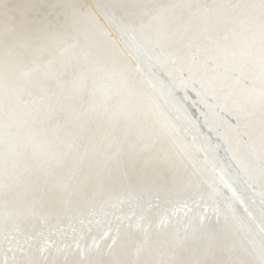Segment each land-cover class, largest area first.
<instances>
[{
	"label": "bare ground",
	"instance_id": "bare-ground-1",
	"mask_svg": "<svg viewBox=\"0 0 264 264\" xmlns=\"http://www.w3.org/2000/svg\"><path fill=\"white\" fill-rule=\"evenodd\" d=\"M103 1L117 13L118 24L108 21L100 0H0V126L16 125L13 128L18 131L12 133L16 139L28 131L37 137L28 142L35 149L30 155L23 150L25 144L22 151L18 149L15 166L20 167V172L8 166L1 173L0 188L13 187L4 191L8 197H0V212L5 216L16 208L25 218L34 207L39 219L48 216L59 223L68 214L84 215L111 203L132 200L138 205L133 208L132 217L118 213L116 218L104 222L94 218L90 223L93 226L85 223L78 234L68 231L61 240L54 236L55 244L49 251H45L46 241L51 240L23 243V249L0 255V264H7L8 258L10 264H261L245 246L242 254L239 248L236 253H222L205 242L196 246L197 238H192L196 224L208 225L207 218L216 205L208 199L207 191L202 193L200 180L206 185L208 174L229 191L234 203L243 208L245 218L253 213L236 191L235 186L241 188V184L235 175L226 174L221 157H213L197 123L183 117L187 114L183 107L181 112L177 110L175 99H164L147 63L121 35L123 28L147 27L139 31L141 34L136 31L138 36L155 43L174 63L178 59L182 73L202 86L227 112L226 107L233 110L235 102L241 105L238 109L242 114L245 110L240 102L246 101L247 108L257 105L263 113L249 122L242 118L240 121L248 137L253 130L264 128V83L259 87L254 84L251 91L222 74L217 76L210 67L195 65L193 52L201 50L206 59L221 65L231 51L252 50L257 55L252 62L254 69L245 72L255 75L262 71L264 0H230L228 4L218 0L204 11L209 15L224 7L235 10L236 3L243 7L234 14L249 11L251 32L230 40L244 22L241 13L226 26L227 23L217 25L209 20L201 22L203 10L194 17L190 13L192 3L186 6L179 0ZM181 7L183 11L176 13ZM164 13H172V19L162 27ZM157 60L162 62L163 58L158 56ZM239 63L240 60L233 66L238 68ZM165 71L174 78L178 75L173 64H167ZM245 72L242 71L247 75ZM261 75L264 77L263 72ZM256 78L260 81V77ZM139 80L145 86L144 96L136 92L142 88ZM175 84L183 91L193 87L182 75ZM212 84L216 96L210 91ZM231 90L238 92L240 99H229ZM199 100L202 105L206 103L203 98ZM45 107L55 117L41 116L48 110ZM195 107L198 114L208 116ZM208 107L213 131L222 126V137L227 135L231 145L237 143L233 151L236 158L240 157L238 146L246 150L241 133L232 129L215 108ZM44 145L50 149L38 150ZM5 146L8 145L3 146L4 150ZM258 157L253 158L251 168L264 178V170L258 164L262 159ZM88 164H95L89 170L94 176L85 178L80 171ZM107 166L106 171L113 172L111 176L105 174ZM18 173L36 176V192H29L23 181L27 175L15 176ZM14 179L23 181L21 188L15 182L7 183ZM58 184L67 185V190L53 191ZM260 185L263 189L264 179ZM256 221L254 218L258 225ZM11 222L16 224L15 220ZM23 227L25 233L27 228ZM6 230V225L0 224V232ZM173 233L180 234L173 238ZM170 236L178 241L174 244L177 249L168 254L165 262L157 263L159 250L149 252L147 245L164 242Z\"/></svg>",
	"mask_w": 264,
	"mask_h": 264
},
{
	"label": "water",
	"instance_id": "water-1",
	"mask_svg": "<svg viewBox=\"0 0 264 264\" xmlns=\"http://www.w3.org/2000/svg\"><path fill=\"white\" fill-rule=\"evenodd\" d=\"M100 1L103 4V9L105 10L108 21L114 24H118L119 17L117 13L114 10H110L109 8L110 6L107 3H105V1L103 0H100ZM180 1L181 3L184 2L186 6L189 5V3H192L190 7L193 8V10H191L190 13H192V16L194 17L197 16L196 13H199V11L202 12L203 10L202 13L204 15H202V17L203 16L204 17L202 18L201 22H206L209 20L211 21L210 23L213 22V23H216L217 25L222 24V23L224 24L227 23L225 25L228 26V23L235 21L234 17L236 16L238 17V13H241L240 15L242 16V19L244 21L241 25V29L238 32H236L233 36H230L229 40L231 38L233 39V37L234 38L236 37L237 39L239 36L248 35L247 33H250L253 28L251 21L249 19L250 17H248V15H250L249 11H241V12L236 11V14H234L235 10L241 7V6L239 7V4L237 3L235 4L236 6L235 10L232 9L233 7L230 8L229 10H227L224 7L223 9L221 8L220 10H218L217 13L215 14H213V12H209L210 14L207 15L206 12L204 11H206V9L207 11H209L208 9L211 8V5H213L215 2L217 3L218 0H179V2ZM229 1L230 0H225V1L223 0V2H225L226 4H228ZM235 2H238V0H236ZM181 3H179L177 7H180ZM184 6L182 7L184 8ZM182 7L180 9H176L175 10L176 13L178 14L181 13L183 11ZM164 14H165L164 17L161 19V21H163L160 23L161 26L162 24L169 23L170 20L172 19L171 18L172 13L171 14L164 13ZM174 17L175 15L173 16V18ZM226 19H227V22H224ZM263 26H264V20H263ZM165 28L167 27L165 26ZM123 29H124L123 34L121 35L122 39H125L126 41H128L130 45L132 46V48L133 47L135 48V51L142 58V60L147 63L149 69L151 70V76L156 81L157 87L160 93L162 92L161 95H163L164 99L167 101L169 98L175 99L173 102V105H175L177 110H180L181 107L184 108L185 113L187 114L188 117L184 116V114H183V117H185L188 121L189 119H191L195 124L197 123L196 125L199 129V133L205 137L207 141V147L212 151L213 157L215 159H217L218 156L221 157L222 160H224L225 167L223 169L225 170L226 174L235 175V177L237 178V181L242 186V187L240 186L241 188H237V186H235L236 191L240 192L241 196L243 197V202L247 205V208L251 209L253 213V215H250L249 219L245 218L244 215H242L244 214L243 208H241V206H238L237 204L234 203L229 191L224 190L222 187H220L213 178H210V176H208L209 175L208 174L207 177H205V180L207 181L206 185L203 183L204 182L203 180H200V183H201L200 185L202 188V193L204 191L208 192L207 194L209 196L208 199L210 200L211 203L216 204L215 205L216 208L215 207L213 208V211L211 212V217L207 218L211 222L212 224L211 226H209V223H210L209 221L207 222L208 225L207 224L203 225V222L196 224V226L198 227L196 228L195 232H193L192 238H195L194 240H196L197 238L198 240V234L200 232L201 234L199 235V240L198 241L196 240L197 242L196 244L198 245L196 244L195 245L198 247L202 245L203 242H205L208 245H211L212 247L211 249H213L214 247H217V249L222 250L221 251L222 253H229V254L236 253V251H238V248L242 254V249L245 246V248L249 249L251 254L257 258V260L259 259L261 260L260 261L262 262L261 264H264V188L262 189L263 185L262 186L260 185L264 178L261 176H258L257 174L259 172L255 173L252 171V168H251L252 163H253V158L255 159V157H258L260 155V157L258 158H261L262 160H259L258 164L264 170V128L259 129L258 132H256L258 129L253 130L252 135L248 134V137L250 138L252 137L251 140H248V137H246V133L244 129H242L240 126L241 118L242 120L244 119L246 120V122L247 121L249 122L252 120V118L258 117V114L263 113V112L258 111V106L254 104L247 108L244 103L246 101L240 102V103H243L244 105L245 112L243 114L238 109L239 106H241L238 104V102H235L234 104L236 105L232 106L233 110L226 107L228 109V112L226 109L222 107L220 108V105H217L216 99L212 98L213 97L212 95L208 94L206 90L202 88V86L200 87L198 83L194 82L191 78H189L188 76L182 73V69H180V67L178 66L180 63L178 59H175L176 60L175 62H177V64L174 63L171 59H169L171 57L163 54L160 51V49L156 46L155 43H152V41H150L149 39H143L138 36L137 32L139 31L143 32L142 30H146L147 27L142 26V25L140 26L137 25L136 27L135 26L131 28L127 27V29L125 28ZM141 32L139 33L141 34ZM256 41L258 40H255L253 42H256ZM187 46L184 45L185 48H188ZM263 48H264V45H263ZM193 53H194L193 61L195 65L210 67L212 70L215 71L217 76L222 74L226 76V78H229L233 80L234 82H238L243 86L245 85V87L249 88L251 91H254V86H253L254 84L256 87H259L261 84L264 83V77L261 75L262 72L264 73V65L260 67L262 68V71H256L255 75H253L250 72L249 73L245 72V71H249V69H254L252 62L255 60L254 57L257 55L252 50L247 51V52H242V53H236V52L234 53L231 51L232 54L229 55L227 59H224L221 65L219 64L215 65L213 61L206 59L201 50H198V51L195 50ZM158 56L161 59L163 58L162 62L160 61L158 62L157 60ZM238 60H240V63L242 62L244 65L242 66L239 63L238 68H235V66L233 65ZM167 64L168 65L173 64L175 71L177 69L176 72L178 73V75H176L175 78L165 71V66ZM242 71L248 74L247 75L243 74ZM181 75L182 77H185L187 82L192 84L193 87H190L189 89H186L185 91H183L178 85H176L175 81L179 79ZM256 77H260V81H259V78H256ZM218 81L219 80H217V82ZM140 85L142 88L138 89L136 92L144 96L145 86L142 83V81L139 80V86ZM100 88H103V87H100ZM209 88H210L211 93H213V95L216 96V94H218L217 92L213 91L215 89V84H212L211 87ZM79 91L81 92L82 90L80 89ZM76 94L78 95V93ZM237 96L240 99V94L236 92L235 90H231L228 97L229 99H231ZM202 98L206 102V103H203L204 106L197 102V101L200 102L199 99H202ZM247 104H251V103L249 102ZM196 105L201 109V111H203L205 115L206 114L208 115L206 118H204L202 114H198V112H196V107H195ZM207 105L208 106L210 105V107L215 108L216 112H218V114L225 120V122H227L230 125L232 129H236L238 132L241 133L240 139L242 141V144L245 145L246 150H243L244 148L242 146L241 147L243 149H241V147L238 146V153L240 154V157L236 158L234 151H233L235 150L233 146H236L235 144L237 143L234 142L231 145V143L227 140V135H225V138L222 137L224 135L222 133V126H219L217 130H215V132L213 131L215 127H211L209 123V120L213 121V119L209 112L210 108ZM50 107L52 108L53 106L51 105ZM45 108L48 109V107H45ZM160 108H163V107L161 106ZM49 111L50 110L48 109L47 111L43 112L41 116H44V118L47 117V119L55 117L52 115V113H49ZM58 112L56 111L55 113L58 114ZM217 125H220L219 122ZM14 126L16 125L12 124L11 127L10 126L9 127L0 126V177H1V173L5 171L8 168V166L11 168V170L14 169V172L15 171L20 172L19 171L20 167L15 166L16 165L15 162H16V158H18V154H17L18 149L21 150L22 145L25 144L26 147L23 148V150L28 152V155L32 153L31 150H35L33 146L29 145V143L33 142L34 140H37V137L34 135H31L32 132L28 131L29 133L28 132L22 133L21 138H17V139L13 138L12 133L15 131H18L17 129L13 128ZM242 131L245 134L242 133ZM224 132L226 134L225 130ZM228 142L230 143V145L228 144ZM4 145H8V146H5V150L3 148ZM47 148L50 149L48 145H44L38 148V150H40L41 152L43 151L45 152L47 151ZM33 153L37 154L35 152ZM21 154H25V152H21ZM62 156L64 157L65 154ZM12 160H13V163H12ZM108 162H110V160H108L107 163ZM94 165L95 164H93V166ZM93 166H91V164L90 165L88 164V166L84 168V170L87 173L84 172V170L80 171L83 177L88 178L86 177L88 175L94 176L92 175V171H89L90 169H92L91 167ZM110 168L114 170L112 163L110 165ZM106 170H108V166L105 168V174L110 173L109 175L111 176L113 172H109ZM16 175H22V176L27 175L26 178L23 176L24 177L23 181L28 184L27 187L29 188V192L30 190L32 192H36L35 190L38 188L37 187L38 182L36 181V179H34V177H36L34 174L29 175L26 173L25 174L18 173V174H15V176ZM23 181L22 180L16 181V179H14V180L8 181L7 183L14 184L15 182V184H17L18 187L21 188ZM20 182H22L21 185L18 184ZM12 187L13 186L11 185L10 187H7L5 185L4 187L0 188V190H2L0 191V197L1 198L8 197L4 191H9L11 190ZM53 188H54L53 191H55L56 193L57 192L62 193L65 190H67L68 186L58 184V185H55ZM230 190L235 195L232 188H230ZM136 204L137 203H135V201L132 202V200H128V201L125 200L122 202H118L116 204L111 203V204H108L102 207L101 210H95V211L92 210L84 215L81 213L75 214V215L68 214V217L64 221L59 222V223L54 222L53 218H50L48 216L43 217V218L41 217V219H39V216H36L38 215V213L34 212L33 210L34 207L30 209L28 213H26L25 218H22V216L24 215H21L22 213H19L16 210V208H14L13 210H10V213L5 216H3L2 213L0 212V224L4 223L6 225V229H9V230H6L5 232H0V236H1L0 237V255L8 254L10 253V251H16V250L23 249L22 248L23 243L24 244L26 242L35 243V241L41 240V239L51 240L50 242L46 241L47 246L45 248V251H49V249L50 248L52 249L53 245L55 244L53 240L54 236L55 238H57V240L58 239L61 240L60 238L64 236L66 232L69 231V232L76 233L79 231L80 228H83L82 226H84L85 223L86 225H90V223L93 222L94 218H96V221L104 222V221H108V220H112L116 218L117 217L116 214L118 213H122L120 216H123V217H127V218L132 217L133 215L132 211H133V208H136L135 207ZM30 218H32L31 221H28L27 219H30ZM254 218H256L257 220L256 222H259L258 225L257 223H254ZM13 220L16 221L15 225H12L11 221ZM20 223H24V225L26 226L27 230L25 231V233L23 231L24 225H19ZM90 226H93V225H90ZM179 234L173 233V238L175 237L178 238ZM181 236L183 237V235ZM206 237L208 239H205ZM167 240H168V243H164V242H167ZM164 242L159 241L158 244L153 243L150 246L147 245L149 252L152 250H159L158 252H156L158 255L156 259L157 263L165 262L169 256L168 254L170 252L171 253L175 252V249H177L176 246H174V244H176L178 241H175L174 239L172 240L171 236L170 238L164 239ZM144 252H146V250H144ZM15 260L16 259L14 258L12 261L15 262ZM10 263L12 262L8 258L7 264H10Z\"/></svg>",
	"mask_w": 264,
	"mask_h": 264
}]
</instances>
